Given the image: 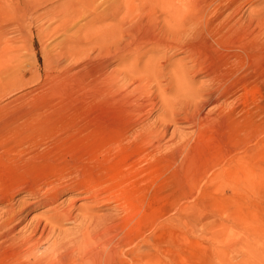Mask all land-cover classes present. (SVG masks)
<instances>
[{
  "label": "rangeland",
  "instance_id": "rangeland-1",
  "mask_svg": "<svg viewBox=\"0 0 264 264\" xmlns=\"http://www.w3.org/2000/svg\"><path fill=\"white\" fill-rule=\"evenodd\" d=\"M68 1L0 0V55L7 61L6 68L3 64L5 69H0V193L11 188L14 196L11 202L0 201V218L3 220L8 209L18 210L23 204L15 242L34 235V239L40 238L38 243L25 246L26 251L35 247L33 253L40 258L52 253L55 242L72 244L90 230L86 233L90 237L92 233L107 235H103V247L98 243L102 240L96 245L104 254L119 247L113 264H244L245 258L251 259V264H264V37L255 48L247 44L248 63L231 71L233 93L220 101L223 112H215V105H205L204 100L213 84L208 72L217 66L232 41L222 25L211 26V19L219 24L233 10L242 8L231 23L247 24L250 14L262 9L264 14V0H237L223 14L219 12L228 1L198 0L210 7L202 15L203 27L202 22L184 38L188 44L171 43L169 49L155 52H146L153 45L143 44L137 47L139 53L119 52L131 61L120 55L119 59L106 58L104 71L122 77L136 59L140 70L147 68L148 72L147 64L160 69L154 78L149 75L152 85L148 81L147 86L151 88L139 90L128 84L125 92H108L92 85L93 78L85 67L94 53L85 51L86 41L77 42L76 38L83 39L88 29H77L93 15L76 19L69 28L56 29L64 14L68 15ZM109 3L104 0L100 9ZM112 23L108 19L103 24ZM190 44L199 45L201 56L195 55L194 60L186 51ZM230 50L239 51L237 47ZM59 54L63 55L61 65L48 69L46 63H55ZM180 68L186 76H178ZM6 72L10 77L6 78ZM133 107L137 113L131 112ZM191 109L201 116L211 114L203 130L186 118ZM165 115L169 117L164 120ZM156 126H161L159 143L137 138L139 132ZM121 134L125 136L122 139ZM136 174L139 176H133ZM38 200L43 201L41 206L28 205ZM55 209L71 211L62 225L56 222ZM50 222L55 233L48 232ZM45 225L48 230L41 236ZM36 226L40 229L35 234ZM10 242L0 237V264H10L16 248ZM68 248V252L75 250L72 245ZM68 252L62 255L75 253ZM105 258L97 259L112 264Z\"/></svg>",
  "mask_w": 264,
  "mask_h": 264
},
{
  "label": "bare ground",
  "instance_id": "bare-ground-1",
  "mask_svg": "<svg viewBox=\"0 0 264 264\" xmlns=\"http://www.w3.org/2000/svg\"><path fill=\"white\" fill-rule=\"evenodd\" d=\"M30 1H32V0H30ZM35 1H37V0H35ZM45 1H49V0H45ZM103 1L104 0H69L68 4H67V6L70 9L68 11V15H67V12H66L64 14V16L66 15L65 19L63 21H61L60 24L58 23L59 26H57V27L55 26V27H56L57 30L60 27L65 29V27H67V25H68V28H69V25H71L72 22L74 23V21L76 19L84 18L87 15H93V17L90 20V22L85 23V24H83L81 26L79 25L80 27L77 29L78 31H85L87 29L88 30L84 32L83 39H82V36H81L80 39H78V37H77L76 40H78L77 42H81V43H83V40L86 41L85 45L88 47V49H86L85 51H87V52L89 51V52H93L94 53L92 55H89V58H88V61L91 62V63L87 65V63H88L87 62L86 63V67L84 66L85 68H87L89 70L88 72L90 73V76L93 78L92 85L94 87H102L103 89H107L108 92L109 91H113L114 92L115 90H124V92H125V90H127V88H128V84H131L132 86H135V89H139V90L140 89H145V88L148 87L147 85H150V84L152 85V83H150V82H152V80L149 81V75H152L153 78H154L155 77L154 75L160 69L158 70V66L157 67L155 65H150L149 66V64H147V67H149L148 70L149 71L151 70V72L148 71L149 73L146 72L147 68H145V70L138 69V64L140 62H139V59L135 58V56H136L135 55L133 57H134V59H136V60H134V61H136V63H134V64L130 63L131 65L128 64L126 69L124 68L125 69L124 70V75L122 74L123 77L119 75L120 77H122L123 82H124L123 83V82H121L122 79L120 80L119 76L115 75L114 71L111 72V73H107V72L104 71L107 68V64H106V62H104V61H106V58H108V57H110V58L116 57L117 58V56H118V59H119L120 56L124 57L123 54H121V55L119 54L120 51H128L129 55H133L132 52L134 53V51H137V53H139L141 51V49H139V48L137 49V47H139L140 45H143V44H145V45H153V47L151 46L150 50L148 49V51H146V52H150V51H152V52L154 51L155 52V51L169 49L171 43H173L175 45H180V44L182 45V43L186 42V41L183 42L184 38H186L189 35H191L192 33H194L193 31L196 29V27L200 26V24L203 22L204 16H202V15L205 12V10L207 12L208 11L207 10L208 7H210V6H208L206 4V1L198 2V0H189V1H185V0H110V3L105 8H103V10H101L100 7L102 6ZM105 1H107V0H105ZM225 1H228V4L225 5V6L223 4V8L219 12L220 14H223L226 10H229L231 8V6L236 3L237 0H221V2H225ZM262 8H263V6H262ZM64 9H65V7H64ZM98 9H100L101 11H98ZM217 9L218 8H216V10ZM241 9L242 8H239L237 10H233V12L228 14L226 19H224L221 22H219V24H216V20H214V19H211V21L209 20L211 22V26L222 25L223 31L225 32V34H227L232 39V41H230L231 42L230 47L224 49V52H222L223 56L221 55V57H220L221 60L219 59L220 62H218L217 66L215 68H213L211 72H208V73L211 74V77L213 78L212 79L213 80L212 81L213 84L211 83L212 86H211L210 89H208L209 92L205 93V94H207V97L206 98L202 97V98H204V100H206L205 101V105L206 104L207 105L208 104L215 105L214 106L215 107V112H219V113L223 112L222 105H221L220 101H222L223 98H226L231 93H233V92H231V89H233L232 85H231V77H230L231 71H233L234 69L240 68L241 66H244L245 62H247L246 60L248 59V57H250V53H249L250 49H249V47H247L248 46L247 44H252L250 47H254L255 48L256 46H258V45L263 43V37H264L263 36V34H264L263 33L264 32V27H263L264 26V17H263V15L264 14L262 13L263 9L259 13L256 12V14H253V15L250 14V17L248 19L247 24L239 23V22H236V21H234L236 23H231V21L236 17L237 13L239 14V12H241ZM182 10L184 12L181 15L179 14V15H176V16H170L168 14L171 11H177V13H178V12H180ZM51 11H52V9H51ZM155 13H158V15L154 16ZM162 15L165 16L163 18V20L161 19ZM52 18H54V17H52ZM48 19H51V18L49 17ZM61 19H63V18H61ZM108 19H111L113 21V23L112 24H103ZM143 19H146V20L142 23ZM160 20H162L161 22H163V25L161 27H159L160 26L159 24H161V22L159 23ZM97 23L99 25H97ZM203 24H204V22L201 24L202 27H203ZM55 27H54V29H55ZM54 29H53V32L56 31V29L55 30ZM89 29H92V30L89 32ZM202 29H204V28H202ZM206 30H209V29H206ZM208 32L206 31L205 33H208ZM213 33H214V30H213ZM43 36H44V34H43ZM173 44H172V46H173ZM185 44H188V43H185ZM198 46H197V44L196 45L195 44H193V45L190 44L189 46H187V50L186 51L193 58V60L197 58V56H195V55H198V52H199L198 51ZM155 47H157V48L155 49ZM233 47H237V49H239V51L230 50ZM245 47L247 48V50L245 49ZM68 49H70V47ZM181 49H182V46H181ZM58 50H59V48H58ZM44 51H45V48H44ZM146 52H145V54H147ZM44 53L46 54V51ZM67 53H68V51H67ZM139 55H140L139 57H141L143 54H139ZM58 56L59 57H58L57 61L55 60L56 61L55 63L54 62L46 63V66H47L48 69L52 70V67L54 65L57 66V64L58 65L60 64V62L62 60L60 62H59V60H60V58L63 57V55L59 54ZM125 56L126 57H124V59H127L129 57V56L127 57V55H125ZM198 56H201V55H198ZM133 57H132V59H133ZM167 58L169 59V57H167ZM128 59H130V61H131V57H129ZM45 60L49 61L50 59L46 58ZM201 60H203V59H201ZM230 60H232V62ZM82 61H84V60H82ZM6 62H7L6 59L3 56L0 55V69H2L1 67H3L6 64ZM120 62H121V60H120ZM126 62L124 64L125 66H126ZM193 63L195 64V62H193ZM201 64L202 63H200V66H202ZM145 65L142 68H144ZM211 66H212V64H211ZM212 67H210V68H212ZM5 68H6V65H5ZM5 68L3 67V69H5ZM197 68H195L196 71L199 68L201 69V67H199L198 69ZM180 69L182 70V68H180ZM185 70H187V69H185ZM196 71H194V72H196ZM203 71H205V70H203ZM115 72H117V71H115ZM183 72H184V70H182V72L178 73V76L180 74L183 77L186 76ZM188 72H190V71H188ZM120 73L118 72V74H120ZM5 74H7L6 78L10 77V75H8L7 72L4 73V75ZM176 74L177 73L175 72V75ZM193 74H195V73H193ZM4 75L2 73L3 77H5ZM152 76H150V78ZM163 76H165V74ZM171 77L169 76V79H171ZM156 78H158V77H156ZM156 78H155V80H156ZM164 80H165V78H164ZM148 81H149L150 84L148 83ZM179 81L181 82V80H179ZM246 81H247V79L244 80V81L242 80V82H240V83L242 84V83H244ZM156 82H157V80H156ZM161 82H162V80H161ZM156 85L157 84H155V86ZM158 85H160V84H158ZM155 86H153L152 88H154ZM159 88L161 90L160 86H159ZM167 88H168V86H167ZM135 89H134V91H135ZM132 91L133 90L131 89L130 92H132ZM149 91H151V90H149ZM135 92L133 94H135ZM117 93H115V95ZM127 93H129V92H127ZM155 94H157V93H155ZM160 94L161 93H159V95ZM202 94L203 93H201V95ZM106 95H108V94H106ZM129 95H130V93H129ZM157 95H155V97ZM147 96H148V94H147ZM124 97H127V96H124ZM160 97H162V96H160ZM110 98H112V97H110ZM152 99H154V98H152ZM165 99L168 100V98H165ZM137 100H138V98H137ZM145 100L147 102L149 101L148 99H144V101ZM167 100L166 101L164 100V102L162 101V103L165 105V103H167ZM144 101L142 100L140 109L143 108ZM150 101H151V99H150ZM153 101H155V100H153ZM153 101H151V103H153ZM118 102H119V100H118ZM168 102H170V99L168 100ZM137 104H139V103H137ZM170 104H172V102H170ZM126 105L127 104H125V108H126ZM169 105H165V106H169ZM199 105L200 104H197L198 107H199ZM129 106H130V104H129ZM136 106L138 107V105H135V107ZM135 107H133L132 111L130 109V111L133 112V113H137V112L133 111ZM136 108H135V110H136ZM150 108H148V109H150ZM224 109H226V108H224ZM210 110H212V109H210ZM130 111H129V113H130ZM133 113H132V115H133ZM148 113L150 114V112H148ZM209 115L211 116V114H209ZM209 115L201 116L198 111H196V110L193 111L192 110L191 112H189V114H187L186 118H188V121L190 123H192L193 125H195L201 131L210 122V116ZM163 117H164V120H165V118H167L169 116L165 115ZM164 120L161 119V120H159V122H161V124L165 125L162 122ZM141 123H143V122L141 121ZM134 126H135V124H134ZM151 126H152V124H151ZM132 127H133V125H132ZM160 127L161 126L148 128V129H146V131H144L145 133L143 131H141V132H143V134H141L139 132V135L141 134L140 137H139V135H136V136H138L137 138L140 139V140H144V141H148V142L152 141L154 143H155V141H157L159 143V141L161 139V132L159 131ZM164 128H167L166 125L164 126ZM130 129H132V128H130ZM162 129H163V127H162ZM163 134H164V132H163ZM124 137L125 136H123V134H121V136L119 138L122 139ZM152 148H153V146H152ZM156 150H157V148H156ZM137 174L133 175V176H139L140 175V173H139V175H137ZM131 178H133V177H131ZM131 178L128 177V179H131ZM124 183H127V182H124ZM124 183H123V185H126ZM133 185H134V183H133ZM19 188H18V190H19ZM12 190H14V189H12ZM128 190H129V188H128ZM35 193H37V191ZM34 194H32V195H34ZM48 195H49V193H48ZM47 197H50V196H47ZM38 198H39V196H38ZM45 199H47V198H44V200ZM4 200L5 201H9V202L14 200V196L12 195L11 188H10L9 192L7 191V192L0 193V201H4ZM50 201L53 202V200H50ZM42 202H43L42 200H38L36 202H31L28 205L30 207L31 206L37 207L40 204H42ZM52 202L44 201V203L47 204V205L51 204ZM22 205H23L22 203L18 205V207H19L18 210H15L14 208L8 209L7 212L5 211V213H4L3 220L0 218V237L2 239H5V241H8V243H9V240H11L12 242H10V243L12 245L16 246V248H14V250H13V254H12V257H11L10 264H99V263L102 264L98 259H101L102 256H104V255L107 257V258H105V261H109L110 260V262H112V264H113V261H111V260H113L115 257L118 260V257H119L118 249H119V247H118V249H113L112 246H111L112 250L109 253H105V254L103 253V250H101L102 248L99 249V247H101L104 244L103 243L105 241L104 240V238H105L104 236H107L106 234L104 235L102 233V235H101V234H98V233L97 234L94 233V236H93V233H92L93 237L92 236L90 237V235H88V234L86 235V233H89L90 230L87 232V231H85L86 229L85 230H83V229L81 230L82 232L85 231L86 233H83L82 235L80 234L82 232L78 233L81 236L77 237L72 244L67 243L66 241H64V242L57 241V242H55V245H57V246L53 249L52 253L47 254L45 256H41V257L39 256L40 258H37L34 255V253H33L35 247L30 248L29 250L26 251L25 246L28 245V244H31V242L32 243L34 242L33 244L38 243L40 238L39 239H34L33 237L35 235L34 236L32 235L33 237H27L21 243H19V241H21V240H19L17 243L15 242V231H16L17 227L20 225V223L22 222L21 217H22V215L24 213V209H23ZM42 206H45V205H42ZM11 207H13V205ZM55 210H57L55 212V215H56L55 218L57 220L56 222H59L60 225H62V223H63L62 221L63 220H66V218L69 219V217H70L69 213L71 211L68 212L66 210H59V209H55ZM53 216H54V213H53L52 217ZM83 217H85V216H83ZM72 219H70V220H72ZM88 220H86V221H88ZM51 222H55V221L52 219ZM99 224L100 223H98L97 225H99ZM47 226L45 225L44 227H42L41 231L39 232L41 236L45 235L46 230H48ZM51 226H52V223H51ZM91 226L94 228L93 224ZM89 227H90V225L88 226V228ZM38 229H40V228H38V226H36V228L33 229V231H34L33 233L37 232ZM54 230H56V229L53 228V226H52L49 229L48 232L52 233ZM92 232H94V231H92ZM53 233H55V232H53ZM47 235H48V233H47ZM102 236H103V238L101 239ZM114 237H116V235ZM114 237H113V240H114ZM88 238H89V240H88ZM101 240H102V242H98V241H101ZM97 242L99 243V247L96 246L98 244ZM115 242H117V241H115ZM113 244H114V241H113ZM116 244H118V243H116ZM71 245H72V248L75 249V250L74 251L70 250L69 252H73V253L75 252V253L71 254L69 256H63L64 255L63 253L65 251L68 252L67 251L69 249L68 246H70V249H72ZM37 246H39V245L37 244ZM93 246L96 247V248H94ZM113 247H115V246H113ZM69 252H68V254H69ZM95 252H96V254H95ZM107 252H108V249H107ZM65 254L67 255V253H65ZM96 259H97V261L99 263L96 261ZM256 259L258 260L259 258H256ZM253 260H254V258H253ZM257 260H256V262H257ZM105 261H104V263H106ZM242 262L244 264H251L252 260L245 258ZM257 263H259V262H257Z\"/></svg>",
  "mask_w": 264,
  "mask_h": 264
}]
</instances>
